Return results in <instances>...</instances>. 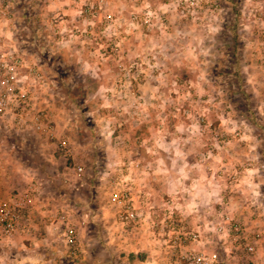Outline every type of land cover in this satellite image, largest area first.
<instances>
[{
	"label": "rangeland",
	"instance_id": "obj_1",
	"mask_svg": "<svg viewBox=\"0 0 264 264\" xmlns=\"http://www.w3.org/2000/svg\"><path fill=\"white\" fill-rule=\"evenodd\" d=\"M9 2L6 48L67 144L0 115L2 194L33 196L0 264H170L191 232L264 264V0Z\"/></svg>",
	"mask_w": 264,
	"mask_h": 264
},
{
	"label": "built area",
	"instance_id": "obj_2",
	"mask_svg": "<svg viewBox=\"0 0 264 264\" xmlns=\"http://www.w3.org/2000/svg\"><path fill=\"white\" fill-rule=\"evenodd\" d=\"M14 19L10 10L9 0H0V115L7 119L8 125L17 128H26L32 124L33 128L45 133L51 139H60L62 146L66 147L67 138L58 136L57 125L45 110L32 108V94L29 88L21 84L22 67L25 57L7 47L9 40H12L11 27ZM16 25H13L15 27ZM33 201L32 194L28 191L18 190L13 194H2L0 184V241L14 234L21 225L27 211ZM133 197L124 194L118 199L123 203L124 210L120 213L121 220L126 224H136L139 221V214L133 204ZM173 232L185 234L181 228H176L173 222L170 223ZM239 230V226H235ZM66 242L72 254L77 255V230L67 225L65 233ZM199 234L191 232L192 242L198 240ZM185 237V240L189 239ZM180 236H174L170 247L177 251L176 257L170 264H218L217 252H206L196 250L192 245H184ZM179 250H178V249Z\"/></svg>",
	"mask_w": 264,
	"mask_h": 264
},
{
	"label": "crops",
	"instance_id": "obj_3",
	"mask_svg": "<svg viewBox=\"0 0 264 264\" xmlns=\"http://www.w3.org/2000/svg\"><path fill=\"white\" fill-rule=\"evenodd\" d=\"M75 1H77V0H75ZM1 173H2V172H0V183L2 182V181H1V178L3 177V176L1 175ZM130 248H131V247H130ZM131 251H134V249L132 248ZM20 262H21V261L18 262V260L15 259V260L12 262V264H20ZM28 264H29V263H28ZM39 264H41V263H39ZM43 264H49V263L43 261ZM63 264H66V263H64V260H63Z\"/></svg>",
	"mask_w": 264,
	"mask_h": 264
}]
</instances>
